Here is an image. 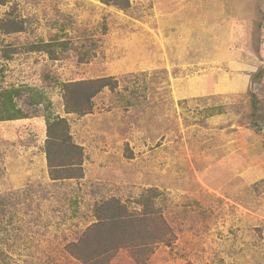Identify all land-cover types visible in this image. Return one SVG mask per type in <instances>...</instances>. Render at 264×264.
I'll use <instances>...</instances> for the list:
<instances>
[{
	"label": "rangeland",
	"instance_id": "obj_1",
	"mask_svg": "<svg viewBox=\"0 0 264 264\" xmlns=\"http://www.w3.org/2000/svg\"><path fill=\"white\" fill-rule=\"evenodd\" d=\"M127 1L0 0V101L20 88L25 115L0 120V264H89L68 246L94 205L138 210L147 187L170 242L107 264H264V0ZM103 76L116 88L65 112L61 83ZM46 114L69 123L81 177L50 178Z\"/></svg>",
	"mask_w": 264,
	"mask_h": 264
},
{
	"label": "trees",
	"instance_id": "obj_2",
	"mask_svg": "<svg viewBox=\"0 0 264 264\" xmlns=\"http://www.w3.org/2000/svg\"><path fill=\"white\" fill-rule=\"evenodd\" d=\"M120 8L128 6L127 0H101ZM13 23L0 20V29L13 31ZM118 81L112 76L61 83L66 113L85 114L91 110L92 98L105 88L115 89ZM20 88L4 90L0 101V120L25 117L16 107L12 96ZM33 90V89H27ZM42 97L38 92L31 94L25 102L38 104ZM44 98V97H43ZM255 97H252L253 100ZM46 139L44 152L49 175L52 180L79 178L82 176V148L72 141L69 123L64 117L45 115ZM160 194L156 187H147L134 199L138 210H129L116 197L104 199L93 207L95 221L86 227L79 240L69 243L74 256L89 264H107L113 252L128 247L135 260L143 261L159 242L169 243V228L155 200ZM103 250V252H99ZM106 252V254L104 253Z\"/></svg>",
	"mask_w": 264,
	"mask_h": 264
}]
</instances>
